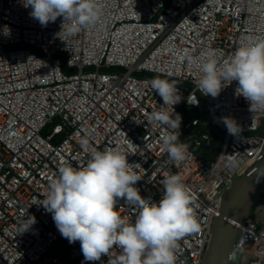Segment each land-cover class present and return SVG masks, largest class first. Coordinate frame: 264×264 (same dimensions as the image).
<instances>
[{"label":"built area","instance_id":"built-area-1","mask_svg":"<svg viewBox=\"0 0 264 264\" xmlns=\"http://www.w3.org/2000/svg\"><path fill=\"white\" fill-rule=\"evenodd\" d=\"M102 3L104 15L96 26L70 34L67 24L61 28L62 17L43 27L21 0H0V28L12 29L11 37L0 35V264H75L82 256L80 242L61 250V234L41 203L61 166H85L92 151L108 148L134 153L128 159L142 177L137 187L154 200L164 193V177L182 176L195 195L201 230L180 241L177 264H205L224 192L233 177L264 159V137L236 143L214 116L231 114L245 131H252L263 124L264 111L250 113L246 100L234 95L236 82L217 100L204 96L198 90V70L183 57L187 53L203 58L211 49L226 59L247 37L264 38V0ZM58 52H64L67 66L78 71L65 72L61 58L53 56ZM101 66L123 67L126 72H102ZM86 67L95 70L83 71ZM134 71L191 83L225 136L213 133L195 91L179 86L184 99L170 110L182 115L177 135L189 149L184 161L170 159L159 139L165 129L147 122L151 111L163 106L162 100L151 88V78ZM84 136L87 148L80 143ZM215 140L219 149L206 159L204 147ZM231 157L239 161L234 169L225 166ZM120 206L134 219L138 209L123 201ZM254 211L262 217L252 214L240 225L233 264L245 259L247 264H264V199ZM29 214L37 223L20 234ZM107 259L94 264H106Z\"/></svg>","mask_w":264,"mask_h":264},{"label":"clouds","instance_id":"clouds-1","mask_svg":"<svg viewBox=\"0 0 264 264\" xmlns=\"http://www.w3.org/2000/svg\"><path fill=\"white\" fill-rule=\"evenodd\" d=\"M21 3L43 27L62 17L61 28L67 24L70 34L96 26L104 15L102 0H21ZM0 35L11 37V27L4 25ZM202 55L203 58L186 53L183 59L198 70V90L204 96L217 100L222 91L236 82L234 95L246 100L250 113L264 111V38L247 37L226 59H221L222 52L211 49ZM150 83L163 106L153 109L147 122L165 129L159 139L169 158L184 161L189 145L177 135L183 118L170 110L184 99L179 84L159 76ZM214 119L234 142L243 141L245 127L235 116L221 114ZM80 143L87 148L88 137L84 136ZM129 154L134 153L125 154L113 148L94 150L85 166H61L58 177L50 180L41 205L45 212L51 213L62 237L70 244L80 242L84 264L101 261L103 257L108 258L106 264H177L180 241L201 230L193 206L195 195L180 174L163 178L164 193L159 200L142 195L137 187L142 177L129 162ZM238 164V159L231 157L225 166L234 169ZM122 201L138 209L134 219L124 214ZM36 223V216L29 214L21 222L20 234Z\"/></svg>","mask_w":264,"mask_h":264},{"label":"water","instance_id":"water-1","mask_svg":"<svg viewBox=\"0 0 264 264\" xmlns=\"http://www.w3.org/2000/svg\"><path fill=\"white\" fill-rule=\"evenodd\" d=\"M14 46H11V48ZM39 54V50L34 49ZM62 60L63 70L67 73L77 72L67 66L66 54L64 52L55 53ZM102 72L124 73L126 69L118 66H101L98 68ZM95 67H86L83 71H93ZM134 75L146 78H169L155 73L145 71H134ZM176 80L179 86L190 91H195L201 104L204 119L211 127L213 133L218 137H224L225 132L220 130L211 120L207 107L200 93L194 86L186 81ZM264 137V122L256 130L245 131L244 138ZM264 197V159L255 164L251 170L233 177L229 188L224 192L221 200L220 214L215 217L211 226V238L204 252L205 264H233L236 244L241 234L240 225L253 214L255 207Z\"/></svg>","mask_w":264,"mask_h":264},{"label":"trees","instance_id":"trees-1","mask_svg":"<svg viewBox=\"0 0 264 264\" xmlns=\"http://www.w3.org/2000/svg\"><path fill=\"white\" fill-rule=\"evenodd\" d=\"M192 116V114H189L188 115V117H191ZM187 117V118H188ZM204 148H206L205 150H204V155H205V157H206V159L207 158H211L212 157V155H214L217 151H218V149H219V145H218V143H217V141L215 140V141H213V143L211 144V145H209V146H207V147H204ZM199 150V149H198ZM263 199H264V197H263ZM253 217L255 218V219H257V218H259V217H262V214H259L258 212H256V211H254L253 212ZM72 244H70L69 242H68V240L66 239V238H64V237H60V239L58 240V242H57V246L61 249V250H67L68 248H69V246H71ZM74 263L75 264H84V257H83V254H82V256L80 257V258H78L76 261H74ZM87 264H94V262H87Z\"/></svg>","mask_w":264,"mask_h":264},{"label":"rangeland","instance_id":"rangeland-1","mask_svg":"<svg viewBox=\"0 0 264 264\" xmlns=\"http://www.w3.org/2000/svg\"><path fill=\"white\" fill-rule=\"evenodd\" d=\"M243 264H247V260L246 259L243 261Z\"/></svg>","mask_w":264,"mask_h":264}]
</instances>
